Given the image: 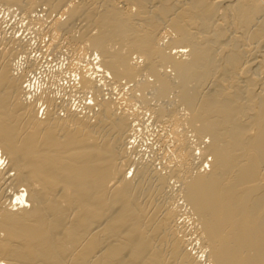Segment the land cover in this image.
<instances>
[{
	"label": "bare ground",
	"instance_id": "6f19581e",
	"mask_svg": "<svg viewBox=\"0 0 264 264\" xmlns=\"http://www.w3.org/2000/svg\"><path fill=\"white\" fill-rule=\"evenodd\" d=\"M74 1L0 0L32 23L36 8L62 10L50 50L80 20L70 46L95 56L75 70V87L91 95L80 110L56 102L51 84L33 85L40 62L23 35L0 28V264H201L182 238L170 179L205 264H264V0ZM165 28L173 38L162 45ZM92 64L116 87L135 83L141 95L126 103L169 125L178 160L167 174L132 164L135 120L105 98ZM148 87L158 98L174 93L173 105L149 107ZM184 127L199 140L198 159L210 157L208 171Z\"/></svg>",
	"mask_w": 264,
	"mask_h": 264
},
{
	"label": "rangeland",
	"instance_id": "374dc122",
	"mask_svg": "<svg viewBox=\"0 0 264 264\" xmlns=\"http://www.w3.org/2000/svg\"><path fill=\"white\" fill-rule=\"evenodd\" d=\"M75 2V3H74ZM73 3L74 4H76V2L78 3V2H80V0H75ZM15 8H17V7H13L9 12H5L4 11V8H0V13H7V14H12V13H20L18 10V8L15 10ZM41 9H44V7H41V8H36V12H34L33 13V18H34V21H33V23H35V25L32 23V22H30V21H28V18L25 16L24 18H27V20L26 19H24L22 16H24L23 15V13L21 12V14H19V19L20 18H22L21 19V21H20V23H21V25H20V27L22 26L23 27V25H24V28H23V31H22V33H19V32H17L18 30H14L16 27H14L13 25H14V23L15 22H13L12 23V26H7L9 23L7 22V28L5 27V26H2V24H3V22L4 23H6L5 21H4V19L3 18H0V28L1 29H3V30H5L6 31V33H8V36L11 34H14V32L16 33V34H18L19 36L20 35H23L24 37H25V39L24 40H26L27 41V43H28V48H30L29 49V52H30V54H31V58H37V60H36V62L37 63H39L40 62V64L38 65L37 64V66H39V67H37L38 68V71H37V73H36V75L35 76H32V79H31V82L33 83V85L34 86H37V87H43V86H45V85H50V86H52V88L54 87V88H56V92H55V95H56V102H58V101H60V103H61V100L62 101H68L67 102V104H69V105H74L73 107H79V109L81 110L82 108V104L84 103V102H80V100H79V103L76 105V104H71V102H70V100H68L67 98H65V96H69L70 94H72L73 93V91H78V92H80L79 90H78V87L76 86H74V85H72L71 87H72V89H71V87L68 85V91L67 90H65L64 91V88H67L66 86H64L62 83H59V78H60V75L61 74H59V73H55V74H52L51 76H46V73H45V71H46V68L48 67V61H47V57L46 56H44V55H51V56H56L57 54H64L65 56H63L62 58H61V62H59V60L56 62V63H54L53 64V67H51L50 69H57L58 67L59 68H64L65 66H66V63H68L69 64V67L70 68H72V69H74L73 70V72H75V70H76V68L78 69V68H80L82 65H87V64H90V63H92V62H89V60H90V57L92 56V57H95L94 55H93V52H91L90 50H88V51H86V52H84L83 51V53H82V51L81 52H79V53H77V52H74V49L72 48V46H70V44H71V41L69 40L72 36H75L74 34H75V32H76V34H77V31L80 29V28H82L83 27V23H81V21L80 20H73L72 21V23H71V26L70 27H72L71 29H69L70 30V32L68 31L67 33H62L60 36H58V38H56L55 39V42H58V44H59V48H57V50H55V49H53V50H50V49H47L46 48V46L51 42V33H49V24H51V21H53V20H55V19H60L62 22H66L67 21V16H66V14L63 12H61V11H57V12H53V13H50V14H48V12L46 13V11H45V9H44V11H42ZM12 10H13V12H12ZM41 10V11H40ZM40 13H43L42 15H40ZM36 14V15H35ZM57 14V15H56ZM22 15V16H21ZM49 15V16H48ZM51 15V16H50ZM37 16V17H36ZM57 16V17H56ZM36 17V18H35ZM45 17V18H44ZM32 18V19H33ZM38 18V19H37ZM42 18V19H41ZM48 18H51L50 20H48ZM24 19V20H23ZM36 19V20H35ZM11 20V19H10ZM10 20H9V22H10ZM40 20H41V22H40ZM48 20V21H47ZM64 20V21H63ZM29 22V23H27V25L28 26H25L26 25V23L25 22ZM36 21L37 22H39V24H41V25H39L38 23H36ZM46 22V23H45ZM75 22V23H74ZM42 23H43V25H42ZM33 24V25H32ZM17 25V24H16ZM32 25V26H31ZM45 25V26H44ZM3 28H2V27ZM37 26V27H36ZM21 27V28H22ZM69 27V28H70ZM93 29L92 27H89V29ZM91 29H90V31H91ZM165 29H167V28H165ZM165 29H163L162 31H161V33H160V35H159V38H160V43L162 44V45H165V44H167L169 41H170V39H172L173 38V34L170 32V30H165ZM9 30V31H8ZM27 31V35L30 33L32 36H34L33 37V40L36 38V39H38V41H39V39L41 38V37H46L47 36V42H46V44L44 45V53H40V55H38L37 56V54L36 55H33L32 54V51H33V46L30 44V41H31V37H27V35L25 34V32ZM89 31V30H88ZM95 31V30H94ZM93 30L91 31V32H94ZM24 33V34H23ZM48 34V35H47ZM72 34V35H71ZM26 35V36H25ZM172 37H171V36ZM38 41L36 42V44H35V46L34 47H37V45H38ZM168 41V42H167ZM167 42V43H166ZM165 43V44H164ZM67 48V49H66ZM38 50V49H37ZM50 50V51H49ZM59 50V51H58ZM39 51V50H38ZM40 52H42V51H40ZM57 52V53H56ZM89 52V53H88ZM91 52V53H90ZM77 53V54H76ZM42 54V55H41ZM44 54V55H43ZM78 54H83L82 55V58H80L81 59V61H79V64L80 65H78V67H77V65H75L74 66V63L76 64V63H78V60H76V62H75V58L76 57H79L78 56ZM85 55V56H84ZM136 55H133L132 56V59L134 60H132L133 62H137L136 60H138V64H140V65H142V63H141V60H139V59H137L136 57H135ZM71 57V58H70ZM74 57V58H73ZM88 58V60H87V62L84 64V62L86 61V59ZM64 59H66V60H64ZM70 59V60H69ZM93 59H95V58H93ZM65 61V62H64ZM84 61V62H83ZM73 63V64H72ZM83 63V64H82ZM72 66V67H71ZM80 66V67H79ZM166 71H167V73L169 74V72H170V69H166ZM170 74H171V72H170ZM173 75V73L170 75V77ZM143 78H142V77ZM141 76H140V79H138V81L140 80V81H142L143 79L144 80H146V81H148L149 82V80L152 82V78L151 77H149V76H147V75H142L141 74ZM145 76V77H144ZM146 78H148V79H146ZM172 78V77H171ZM174 78V77H173ZM172 78V79H173ZM59 80V81H58ZM145 81V82H146ZM43 82V83H42ZM48 82V83H47ZM144 82V81H143ZM150 82V83H151ZM110 84L111 86H115V85H113L112 84V81L109 79V82H106V83H104L105 84V86H104V88H103V93H105V98H111L112 100H114L115 102H117L119 105H120V108L121 109H128L127 110V114H128V116L130 117V120L132 119H134L135 121H134V124H136L135 125V128L137 129V131H136V133L134 132V136L133 135H131V140H129V142H130V144L131 145H129L128 147L129 148H132V149H129V151H130V155H131V161H132V164L133 165H142V164H151L150 166L151 167H153L154 166V168H156V169H161L160 171H162V169L164 170V166H165V169H166V167L168 168V169H166L167 171L169 170V169H171L172 167H174L175 166V164H177V160H176V158H175V148H176V146H177V142H176V139H175V137L171 134V133H169L170 132V128H169V125L165 122V123H158V122H156L153 118H152V116H151V114L149 113V111H147L148 110V108L145 106H143L142 107V104L138 101H136V102H132V100L130 99V101L131 102H129V103H134V104H132V105H130V104H127L128 102L127 101H129V96L131 97L132 96V94H134L137 98H139V95H141L140 94V92H138V91H136V85H135V83H133V82H128L127 81V83H126V81L125 80H122L118 85H117V87H116V89L114 90V93L115 94H113L112 93V87L109 85V87H108V85L107 84ZM124 83V84H123ZM126 83V84H125ZM43 84V85H42ZM61 84V85H60ZM121 84H123V86L121 85ZM60 85V86H59ZM107 85V86H106ZM135 85V86H134ZM75 88H77V90H74V87ZM120 86H122L121 88H119ZM132 86V87H131ZM114 87V88H115ZM53 88V89H54ZM69 88L71 89V90H69ZM111 88V89H110ZM125 88V89H124ZM132 90H131V89ZM135 88V89H134ZM149 88V87H148ZM61 89H63V95H61L62 93H61ZM106 90H107V92H109V94H110V96L107 94V92H106ZM134 92V93H133ZM58 93V94H57ZM130 93V94H129ZM139 93V94H138ZM169 93V94H168ZM167 94H165L164 96H162L163 98H158L157 96H155L154 95V92L153 91H151V89L149 88L147 91H145V94H143V95H145V99H147L148 100V105H149V107H154V108H159V107H166L167 105H173V101H174V93H170V92H168ZM81 95H83L84 93H80ZM84 95H86V94H84ZM165 96H167L166 98H165ZM58 97V98H57ZM157 97V98H156ZM127 100H126V99ZM151 99V100H150ZM154 99H155V101H154ZM156 99H159V101L157 100L156 101ZM168 99V100H167ZM173 99V100H172ZM126 100V101H125ZM149 100H150V102H149ZM171 103H170V102ZM127 102V103H126ZM59 103V102H58ZM140 103V104H139ZM170 103V104H169ZM85 104V103H84ZM87 104V103H86ZM80 105V106H79ZM91 105V104H90ZM129 105V106H128ZM136 105V106H135ZM132 106V107H131ZM169 107V106H168ZM140 110V111H139ZM177 111H178V114H179V112H180V114H179V116L181 115V117H183L184 116V114L183 113H185V111L182 109L181 110V107L178 109V107H177ZM184 111V112H183ZM137 113V114H136ZM140 113V114H139ZM142 113V114H141ZM146 115H145V114ZM182 113V114H181ZM61 114H62V112H61ZM150 114V115H149ZM41 115V114H40ZM183 115V116H182ZM151 117V118H150ZM150 118V119H149ZM138 120V121H137ZM138 123V124H137ZM160 124V125H159ZM140 125V126H139ZM185 128V130H183V136L184 137H186L187 136V138L189 139V141H190V143H191V145H192V147H193V149L195 150V152H193V153H195L196 155H194V157H195V159L193 158V160H195V161H193V162H195V163H200V160H202V162H201V165L203 164V166L204 165H206V166H208V163H206V162H209V160H210V157L209 156H206V157H204L205 158V160H206V162H205V160L204 159H201L203 156H202V154L201 155H199V153H198V151L199 152H201L200 150H198L197 148V145L196 144H198L197 142L199 141V140H197V138L196 137H193L194 135L190 132V129L189 128H187V127H184ZM187 128V129H186ZM187 130H189V132L187 131ZM189 135H188V134ZM149 134V135H148ZM138 137H137V136ZM190 138H189V137ZM195 138V139H194ZM192 139V140H191ZM195 141V142H194ZM203 141L205 142H207L208 141V138H204L203 139ZM132 142V143H131ZM192 142H193V144H192ZM206 142H205V144H206ZM195 143V144H194ZM133 144V145H132ZM132 146V147H131ZM143 147V148H142ZM134 148V149H133ZM192 149V150H193ZM193 150V151H194ZM198 150V151H197ZM197 152V153H196ZM137 155V156H136ZM198 155H199V157H201V158H199L198 159ZM161 156V157H160ZM156 158V159H155ZM168 158H170V159H168ZM150 159V160H149ZM198 159V160H197ZM136 160V161H135ZM152 160V161H151ZM172 160H174V161H172ZM176 160V161H175ZM204 160V161H203ZM139 161H141V162H139ZM168 161V162H167ZM138 163V164H137ZM159 163V164H158ZM161 164H163V165H161ZM173 164V165H172ZM130 168L132 167V165L130 164V166H129ZM162 167V168H161ZM170 167V168H169ZM205 167V166H204ZM129 168V173H128V178L130 177L131 178V175L133 174V172H132V170H134L135 168L134 167H132L131 169ZM204 169V172H206V170L208 171V169H206V168H203ZM203 169H201L202 171L201 172H203ZM163 172V174L165 173V174H167V172H165V170L164 171H162ZM174 180V179H173ZM172 179H170L169 181V185L167 184V186L169 187H167V190L168 191H170L171 193L173 192H175V190H176V194L177 193H179V192H177V191H179V189L180 188H178L179 187V184H177V183H175L176 181L174 180L173 181ZM174 185V186H173ZM175 185H176V187H175ZM173 186V187H172ZM171 188V189H170ZM175 188V189H174ZM172 189H174L173 191H172ZM170 192H168L169 194H170V196L171 197H174L173 198V200H171V202H173L174 201V203H175V205H177V204H179V206L177 205V209L180 207V209H178V212H179V214H178V216L177 217H179L180 219H179V221H178V223H180L179 225H180V230L182 229L183 230V232H182V230H181V232L183 233L182 234V238H184V240H186V241H188L187 242V249L192 253V255H194L195 254V256H199L200 258H201V264H205V261H204V257H203V255H202V253L201 252H199V251H201L199 248H200V242H198V240H197V236H196V234H195V231H194V223H193V221L190 219V217L188 216V215H186L187 213H186V211H185V208L183 207V201H181V199H180V196H178L179 194H177V196H176V194L174 195V196H172L171 195V193ZM178 197V198H177ZM172 199V198H171ZM180 200V201H179ZM176 201V202H175ZM179 201V202H178ZM181 204V205H180ZM182 206V207H181ZM180 210V211H179ZM182 215V216H181ZM188 216V217H187ZM188 218V219H187ZM189 220V221H188ZM192 221V222H191ZM191 222V223H190ZM192 223H193V225H192ZM183 225V226H182ZM181 226H182V228H181ZM185 226V227H184ZM185 230V231H184ZM181 234V233H180ZM186 234V235H185ZM181 236V235H180ZM190 241V242H189ZM193 243V244H192ZM196 245V246H195ZM202 256V257H201Z\"/></svg>",
	"mask_w": 264,
	"mask_h": 264
},
{
	"label": "built area",
	"instance_id": "2783aa9c",
	"mask_svg": "<svg viewBox=\"0 0 264 264\" xmlns=\"http://www.w3.org/2000/svg\"><path fill=\"white\" fill-rule=\"evenodd\" d=\"M12 12H13V10H12ZM43 13H40V15H42ZM3 18L4 19V21L6 22V23H4L3 22V24H2V26H5V27H7V26H12V23L13 22H15L14 23V25L13 26H15L16 28L14 29L15 31L16 30H18L17 32H19V33H22V31H23V28H24V25H23V27L21 28L20 27V21H21V18L19 19V14L18 13H13V15L12 14H7V13H0V18ZM11 19V20H10ZM50 18H48V20H49ZM9 20H10V22H9ZM7 22L9 23L8 25H7ZM17 24V25H16ZM7 25V26H6ZM27 33V31L25 32V34ZM27 35V34H26ZM31 37L32 39H31V41H30V44L33 46V51H32V54L33 55H36L37 54V56L38 55H40V53H44V45L46 44V42H47V36L46 37H41L40 39H39V41H38V39H34L33 40V37L34 36H32L30 33L27 35V37ZM38 41V45H37V47H34L35 46V44H36V42ZM39 51H38V50ZM40 51H42V52H40ZM44 56H46L47 57V61L49 62L48 63V67L46 68V71H45V73H46V76L48 77V76H51L52 74H55V73H59V74H61L60 75V78H59V83H62L64 86H66L67 88H64V91L65 90H67L68 91V85L71 87L72 85H77V79H78V77H77V72H73V70L74 69H72V68H70L69 67V64L68 63H66V66L64 67V68H57V69H50L51 67H53V64L54 63H56L58 60H59V62H61V58L63 57V56H65L64 54H58V55H54V56H51V55H44ZM66 57V56H65ZM64 60H66V59H64ZM87 60H88V58L86 59V61L84 62V63H86L87 62ZM92 62V63H95L94 62V59H93V57H90V60H89V62ZM65 62V61H64ZM92 65H94V64H92ZM95 66V65H94ZM97 67L95 66V68L94 69H96ZM97 73L96 74H93V76H96V79L97 80H100L101 79V76H102V79H101V82H108V80H109V77H108V75L106 74V73H102L103 71L102 70H100L99 68L98 69H96L95 70ZM61 85V84H60ZM122 86H123V84H122ZM122 86H120L119 88H121ZM108 87H109V83H108ZM115 86H112V93L113 94H115L114 93V90L116 89V88H114ZM118 88V87H117ZM63 89H61V95H63ZM90 97H91V95L90 94H86V95H81L78 91H73V93L72 94H70L69 96H65V98H67L68 100H70V102L72 103V104H78L79 103V100H80V102H85V103H87V104H90V102H91V100H90ZM84 104V103H83ZM74 106V105H73ZM143 148V147H142ZM197 153V152H196ZM205 168L207 169L208 167L205 165Z\"/></svg>",
	"mask_w": 264,
	"mask_h": 264
}]
</instances>
